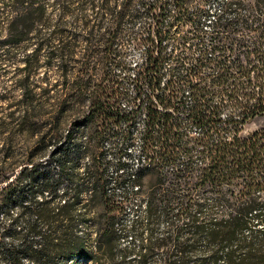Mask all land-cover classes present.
Here are the masks:
<instances>
[{
  "label": "trees",
  "instance_id": "obj_1",
  "mask_svg": "<svg viewBox=\"0 0 264 264\" xmlns=\"http://www.w3.org/2000/svg\"><path fill=\"white\" fill-rule=\"evenodd\" d=\"M135 2L122 0L121 12L128 11ZM50 3L59 10L55 24L48 11ZM118 4V0H9L15 16L8 21L6 39L0 41V45L24 51L21 67L24 79L20 87L25 98L19 115H9L7 124H14L16 129L3 123L0 131L9 130L4 141L3 160H15L9 167L0 168V264L82 261L97 264H264V126L242 136L247 123L264 116V0L246 5L247 13L241 14L236 22L223 25V14L216 17L210 46L205 42L200 21L189 17L187 1L175 0L179 16L168 24L190 23L191 30L181 36V45L187 49L186 44H192L190 49L195 51L196 57H179L166 82L156 77L167 59L163 55L164 39L171 34L163 25L165 3L156 0L154 6L149 7L152 11L159 6L154 24L142 35H134L136 42L148 46V60L140 67L145 75L137 80L135 106L140 109L143 102L147 103L151 127L164 121L161 124L166 138L171 137L176 127L173 123L169 126L171 114L157 110L159 105L173 107L175 111L183 107L190 116L187 119L194 122L200 132L196 137H190L186 131L175 133V142L168 139L165 142L166 155L184 153L183 166L171 171L174 177L168 182L161 172L155 173L157 181L150 186L143 220L145 227L137 234L132 254H126L123 249L117 258L113 223L99 230V239L96 246L92 245L93 249L89 245L88 232L84 228L90 219L79 211L84 181L76 171V163L68 169V163L73 161L72 136L67 134L64 138L61 135L59 112L75 89V95L84 92L87 84L83 75L95 69V65L86 62L73 68L77 76L72 85L69 84L72 72L68 61L78 54L81 40L87 42L83 56L87 59L102 52L104 55L121 52L113 48L117 29L95 32V27L101 28L104 24L102 12H113ZM233 4V1L225 4L222 12L229 10L239 15ZM88 9L95 14V25L83 35L68 31L65 21L74 11L80 13L74 22L90 27L91 20L83 15ZM122 20V14L111 19L117 27ZM52 26L53 30L43 33L41 28ZM221 28L228 34H235L241 28L247 35L243 33L236 42L241 54L234 60L228 55L233 47L228 49L217 41ZM191 39H196L197 43ZM41 55L46 57L48 68L58 60L63 76V93L52 104L53 111L42 114L46 122L55 118L57 124L38 137L35 145L28 147L27 156L19 160L9 151L13 136L21 133L34 137L40 132L37 128L40 115L35 114L38 105L28 82L43 66ZM190 59L192 61L187 62ZM182 67L185 71L180 73ZM144 85L150 89L145 98ZM219 86L224 88L217 91ZM184 87L190 88L191 103L184 99ZM50 92V88L44 89L45 94ZM215 95L220 98L216 103ZM94 106L104 108L100 97H93L90 108ZM48 143L57 146L44 165L38 162L37 156L43 146L47 149ZM194 149L201 163L198 168L189 165ZM50 161L58 166V177L49 167ZM145 173H140L138 182ZM62 178L72 186L66 188L56 204Z\"/></svg>",
  "mask_w": 264,
  "mask_h": 264
},
{
  "label": "rangeland",
  "instance_id": "obj_2",
  "mask_svg": "<svg viewBox=\"0 0 264 264\" xmlns=\"http://www.w3.org/2000/svg\"><path fill=\"white\" fill-rule=\"evenodd\" d=\"M113 12H102L105 21L101 28L95 27V32L103 33L104 31H112L117 29L118 37L115 39L113 48L121 49V52L110 53L104 55V53H98L91 59H87L84 56V51L87 47V42L81 40L78 43V54L68 61L70 73V82L77 76L75 67H80L83 63L88 65H95V69L92 72L85 73L84 83L87 84L86 89L82 94L75 95L76 89L69 95V100L65 105V108L61 109L60 122H61V135L65 138L67 134L72 136V157L73 161L68 163V169H72L73 163H76L77 172L84 181L81 185L83 189L82 198L83 202L79 206V211L89 220L88 225L84 228L88 232L89 245L92 248L97 245L99 239V230L105 228L108 224L113 223L116 231V245L118 250V256H120L121 250L125 249L126 254H132L131 247L137 244V234L144 229L146 207L148 196L150 192V186L152 182L157 181V172H161L168 178L167 182L173 180L171 171L176 166L182 167V160L184 153L178 152L177 155L167 157L162 156L161 151L164 150L161 141L158 143L150 142L149 149L142 151L144 141L140 139L143 137L141 129L138 123L142 120L137 119L133 124L128 120L119 119L118 113H128L132 109L131 101L136 96V85L139 78L144 77L143 70L140 69L142 64L148 60L147 48L148 46L136 42L134 35H142L154 24V17L159 14L158 7L149 11V7H153V3L156 0H136L135 4L130 7L128 11L121 12V1ZM187 1L190 16L196 21H200L204 33L205 42L208 46L212 42V30L209 28V20L213 16H219L223 14V25L230 22H236L241 14L245 15L246 5H254L257 0H184ZM235 2L233 8L237 9L236 12L239 15H235L234 12H227L224 10V5L228 2ZM175 0H162L163 8L165 10L163 25L170 31L168 38L164 39V52L163 55L167 57L163 64V69L158 76L162 77L166 82L171 76V68L175 65L176 60L179 57H196L194 50H191L192 46L186 44L187 49L181 45V36L187 31L191 30L190 23H185L181 26V21H175L174 26L168 24V22L174 21L179 16L178 9L174 6ZM49 5V15L52 18V23L55 24V19L59 15V10ZM202 12V13H201ZM123 15V20L118 27L111 21L112 17ZM91 20L90 27H83L80 22H74V20L80 16L78 11H74L73 14L68 15L66 23V29L72 33L86 34L93 25H95V14L92 10H86L83 14ZM15 16L9 5V0H0V41L6 39V33L8 30L9 20ZM237 16V17H236ZM97 23V22H96ZM51 28H41L43 33H49L53 30ZM244 30H237L235 34L227 33L224 29H220V36L217 41L220 45L226 46L228 49H232L230 60H234L236 56H239V46L236 42L242 37ZM247 36V35H246ZM193 43H197L196 39H191ZM215 41V40H214ZM213 41V42H214ZM223 53V52H222ZM225 55V54H224ZM192 59L187 62H191ZM40 63L43 65L39 71L34 73L28 86L33 90L35 104L38 105L35 114L40 115L37 128L40 132L34 137H28L23 134H17L13 136L12 147L9 150L15 155L16 159H23L27 156L28 147L33 146L36 143L38 137H41L44 133L48 132L49 128L55 127L57 120L51 118L48 122L44 120L42 114L48 111H53L52 104L55 102L56 97L63 93V76L59 67L58 60L54 61V65L51 68L46 67V57L40 56ZM24 65V51L19 47H12L10 45H0V131L2 130V124L5 126L16 129L14 124L8 125L10 122L9 115L14 114L16 116L22 111V100L25 98L24 93L20 87L21 81L24 79L21 67ZM185 71L184 67L180 68L179 72ZM209 72V71H208ZM140 74V76H139ZM136 75V77H135ZM139 76V77H137ZM212 84V83H210ZM45 88H50L49 94L44 93ZM224 86L217 87V91ZM143 94H149L147 85L143 86ZM160 93V92H159ZM100 97L103 102V109H99L98 106L90 108L93 97ZM184 99L191 103L190 88L184 87ZM215 103L220 100L219 95H215L213 98ZM177 107V106H176ZM57 109V108H55ZM65 109V110H64ZM92 109V110H91ZM174 109L171 108L170 111ZM165 111V110H164ZM226 112V110H225ZM57 115V114H56ZM171 121L178 127L179 133L187 132L190 137L198 136L200 129L194 122L187 119L190 117L187 110L184 111L183 107H180L178 112L172 114ZM4 126V127H5ZM264 126V116L257 117L250 123H247L242 131V136H248L254 131ZM134 128L135 133L133 135V141L126 139V133L128 129ZM175 132V131H174ZM156 133V132H155ZM159 132H157V135ZM9 135V130L6 133L0 132V168L9 167L12 159L3 160L5 153L6 137ZM15 135V134H14ZM5 139V140H4ZM63 139V138H62ZM142 145V147H141ZM11 146V145H10ZM56 144H47L42 147L37 156L38 162L44 165L48 162L49 154L56 150ZM132 148L134 156H138L140 151L141 157L146 155L148 163H151L152 169L144 170L146 173L142 176L141 181L138 182L140 190L138 193L131 191L128 187H125L128 180L129 172H118L116 170L115 163H117L120 157L129 158V149ZM194 158L190 166L198 168L200 166V160L194 149ZM154 154H157L154 156ZM150 157V159H148ZM15 161V160H14ZM13 161V162H14ZM49 167L53 169L54 174L58 177V166L55 162L50 161ZM150 171V172H148ZM155 171V172H151ZM148 172V173H147ZM173 173V172H172ZM164 180H166L164 178ZM72 185L64 178H62V184L58 190V197L56 198V204L61 200L64 191L67 187ZM95 186V188H94ZM110 192H109V191ZM13 214H16V210L13 209ZM136 220L139 221L137 226ZM8 222V220H7ZM133 246V247H134ZM132 247V248H133ZM93 249V248H92ZM99 257V255H97ZM102 258V257H101ZM104 261V258L102 259ZM106 262V261H105ZM70 264H97L95 262L81 263L71 262Z\"/></svg>",
  "mask_w": 264,
  "mask_h": 264
},
{
  "label": "built area",
  "instance_id": "obj_3",
  "mask_svg": "<svg viewBox=\"0 0 264 264\" xmlns=\"http://www.w3.org/2000/svg\"><path fill=\"white\" fill-rule=\"evenodd\" d=\"M216 17H218V16L214 15L213 18L209 20V24H210L209 28L212 29V23H213V21H215ZM146 62H147V60H146ZM139 76H140V74H139ZM139 76H137V77H139ZM135 77H136V75H135ZM159 92L161 93V91H159ZM159 92L157 93L158 95L160 94ZM149 93H150V91H149ZM142 94H143V92H142ZM136 95H137V92H136ZM145 95L146 94L144 93L143 94V98H145L144 97ZM135 98L136 97H134L133 100L131 101L132 109L128 113L119 112L118 116H119V119H121V120L122 119L123 120L126 119L128 121H131L130 122L131 124H133L135 121H137L138 118H140L142 120L141 122L138 123L139 128L141 129V131H143L142 134H141V135H143V137L140 136V139L144 141V145H143L142 151L143 152H144V150L147 151L150 148L149 147V140H150V142L157 141L158 143L161 141L162 147H164V149H165V142L167 141V139L170 142H175V140H176L175 133H179L177 131L178 127L175 126L176 127V129L174 130L175 132H173L171 137L166 138V136L164 134V132H165L164 128H163V126L161 124V123L164 124V121L161 120V121L157 122L155 127L152 128L151 127L152 126V119L150 117V111L148 109L147 103L143 102L141 104V108L137 109V107L135 106V103H134ZM171 108H173V107L165 108L164 105L156 106L157 110L161 111L162 113H166L167 112V113L171 114V117H172L173 116L172 114H174L175 112H178V111L173 110V111L169 112V109L171 110ZM169 123H170L169 126L172 125V123H173V121H171V118H170ZM134 130H135L134 128L127 130L126 139H129L131 141L134 138L133 137V135L135 133ZM157 132H159L158 135H157ZM141 147H142V145H141ZM129 151H130V154H128L129 158H127L125 156L120 157L118 159L117 163H115V167L114 168H116V170H119L116 173L124 172V171L129 172L128 180L126 181L125 187H128L131 191L138 193V191L140 190V185L137 184L136 179L139 178L140 173L142 171L152 169L153 165H151V163H148V161L146 159V155L143 154V156L141 157V155H142L141 151H140L141 155L139 154L138 156H134L133 154H131L133 152L132 148H130ZM161 154H162L163 157L164 156L170 157L169 155H166L164 153V150L161 151ZM155 155H157V154H154V156ZM148 159H150V157Z\"/></svg>",
  "mask_w": 264,
  "mask_h": 264
}]
</instances>
